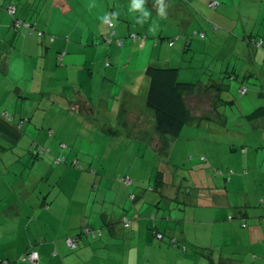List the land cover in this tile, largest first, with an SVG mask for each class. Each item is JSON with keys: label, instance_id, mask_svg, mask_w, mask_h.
I'll return each instance as SVG.
<instances>
[{"label": "crops", "instance_id": "1", "mask_svg": "<svg viewBox=\"0 0 264 264\" xmlns=\"http://www.w3.org/2000/svg\"><path fill=\"white\" fill-rule=\"evenodd\" d=\"M208 1L191 0L195 4L190 9L192 17L199 18L200 15L196 17L195 14H199L205 4L208 6ZM30 2L37 5L38 1L0 0L4 7L15 5L19 19L34 23L45 33L41 40L30 33L27 26L15 23L14 26L13 17L0 7V69L10 74L12 69L30 67V79L17 82L2 73L0 99L6 95L8 99L16 95L45 94L59 109L63 107L81 118L86 132H100L102 138L98 147L107 152L99 160L89 150L99 138L97 135L88 141L89 148L82 156V163L80 158L71 156L73 152L56 157L58 151H64V143L59 145L64 149L52 146V142L49 146L38 145L44 149L43 153L49 151V155L39 161L43 163V170L31 183V176L27 178L24 169L14 166L22 164L21 160L28 161L24 156L28 147L21 143L19 130L15 133L11 126L5 125L8 121L0 117L1 163L3 155L13 154V158L0 167V264L4 261H12L11 264H171L176 261L178 264H264V223L253 216L259 215V211L248 209L252 203L264 205V162H258V166L254 156V165L250 166L252 163L247 157L241 160L240 167L234 168L233 162L211 159L213 155L208 160L209 166L190 162L187 168L195 185L187 187L184 173L177 174L176 168L169 167L170 164L176 167L171 157L176 143L169 155L171 138L156 131L153 111L145 105L149 87L145 68L150 64L160 66L152 60L160 59L153 58V52L159 54L163 50L162 33L175 29L170 23L163 24L156 32L161 34H154L153 30L161 6L166 13L169 11L164 7L169 0H162V4L160 0H144L143 11L135 8L134 0H50L43 3L40 0L36 7L27 11L26 5ZM19 5L24 6L19 9ZM89 11L92 13L90 20L82 25L80 20ZM109 13L112 26L107 22ZM181 24L185 26L187 22ZM131 34L141 36L133 38ZM166 37L167 41L173 39L172 44L168 41L170 46L179 38L176 33ZM255 41L258 47L264 43V39ZM162 61L166 63L163 66L176 62L172 54ZM171 65L178 68L179 80L181 66ZM212 82L210 85L219 88L218 92L211 90L209 108H199L198 100L202 95H196L195 91L187 95L188 101L196 99L190 110L192 119L194 115L198 117L197 125L205 116L200 110L207 109L211 117L220 115L224 124L230 117L229 113L218 112L219 108L225 112L228 104H234L230 99L220 98L223 91L218 84L225 86V82ZM246 91L245 87L242 93ZM140 92L141 99L137 98ZM201 94L206 95L205 92ZM241 115L246 120L243 132L248 124L254 131H264V107L251 108ZM11 118L13 120V116ZM19 122L24 131V118ZM54 128V131L52 127L49 130L55 133L60 126ZM28 129L26 126L25 132ZM107 132H117L121 136L113 143ZM165 141L168 143L163 149ZM122 143H127L132 150L135 148L134 152L116 155ZM15 148L23 150L13 152ZM211 149L215 152L216 145ZM243 152L249 153V150ZM148 158L156 165L155 173L141 166ZM35 163L25 162L23 167L30 170ZM107 164H113L114 168H107ZM216 164L221 167L219 173L224 182L217 178L219 173H215L214 178L207 177L210 173L206 169ZM6 165H13L14 169ZM124 176L129 178L128 182L120 180ZM203 178L198 183L197 179ZM249 183H261L252 201L249 194L243 192ZM191 198L197 202L189 214L187 207ZM161 200L169 204L174 201L170 206L173 211L166 213L164 205L161 209ZM152 206L158 210L153 212ZM196 210L205 212L206 218L197 219ZM148 218L156 221L151 223ZM200 219L206 220L196 223L201 222ZM125 220L130 224L124 225ZM85 228L95 231L88 233ZM155 232L175 238V244L167 240L162 243ZM71 236L77 237L74 249L66 244ZM154 238L159 241L156 247ZM189 244L194 251L186 252ZM28 248L38 252L34 263L19 259Z\"/></svg>", "mask_w": 264, "mask_h": 264}, {"label": "rangeland", "instance_id": "2", "mask_svg": "<svg viewBox=\"0 0 264 264\" xmlns=\"http://www.w3.org/2000/svg\"><path fill=\"white\" fill-rule=\"evenodd\" d=\"M37 1L38 5L40 0ZM49 1L50 0H41L42 3ZM199 1L201 3L203 2V0ZM218 1L220 2L218 8H210L205 4L203 10L199 9V14H195L196 17H199L198 15H200V17L195 19V17H192L193 13L190 12V9L195 6L191 0H169V2L164 4V7L169 9L167 13L164 11L167 15L164 14L163 18L159 14L156 15L157 20L154 24L155 27H153L154 34H161L156 32L163 27V24L172 23L175 27L172 31L162 33L163 37L161 38L160 44H163V50H161V52L159 51V54L156 51L153 52V58L160 59L157 61L156 59L152 60L155 64L163 66L166 63L163 62L162 59L172 54L176 62H172L171 64L180 65L182 68V74L179 80L202 83L201 86L198 83L199 87L195 90L196 95H202L198 100V103H200L199 108H209V95L211 90L213 92H218V86L210 85V83H213V80L218 83L225 82L223 84L225 86H222V84L221 86L219 85L222 87L221 90L223 91L220 98L234 101V104L232 103L226 106L227 109L225 112L220 108L218 109V112L221 114H230V117H227L228 122L226 124L222 123L220 115L215 118L210 116L207 109L200 110V113H203L205 116L203 117V121H200L199 125H197L199 123L198 117L193 114L195 116L193 121L185 124L182 132L177 137L171 138L168 152L170 155V151L173 149L174 143H176L175 149L173 150L174 152L171 156L175 161L176 167L173 164H170L169 167L176 168L175 172L177 171V174L182 175L184 173V176H186L188 180L185 185L190 188H194L195 185L191 182L194 179L193 176L189 174L187 168L190 162H199L198 164L201 166H209L207 163L212 155L213 158L211 159L225 161L226 163L233 162L234 168L240 167L241 160L247 157L250 158L252 163L250 166L254 165V156L257 157L256 162L258 166H260L258 162H264V131H254L248 127L250 126L248 124L243 132V121L246 120L245 117L241 115L244 112H250L251 108L258 106L264 107V43H261L258 47L253 42V39H264V0ZM37 5L31 2L28 3L26 5L27 11ZM23 6L24 5H19V9H22ZM152 12L154 13L153 10ZM153 13H150V15ZM69 15H72V13ZM90 15H92L91 11L80 20V23L86 25L90 20ZM182 21H185V23L187 22V25L182 26ZM157 25L159 26L156 27ZM150 32H152V27ZM201 32L204 33L203 37H200ZM175 33L178 34L179 38L170 46L166 40V36ZM104 46L107 48V44ZM133 64L134 61L131 62V67ZM171 64L170 66H173ZM3 71L4 70L0 69V77H2ZM29 72L30 67L27 66V69L20 68L17 71L12 69L10 70V74H3L4 77L13 78L14 81L17 82L22 79H30ZM244 73H247L248 76H245ZM229 74L232 75L231 78L228 77ZM11 79L10 81L12 82ZM243 86L247 88L246 93L240 91V88ZM201 92H205L206 95L201 94ZM260 93H262V95ZM141 96L142 93L140 92L137 98L141 99ZM7 97L6 95L4 98L0 99V112L5 111L8 115L13 116V120L12 118L10 119L12 120L11 123L19 121L20 118H24V131L20 129L19 136L21 143L26 144L28 147L24 152V156L28 161L21 160L22 164L17 163L14 166L24 169L25 173H28L27 178L31 176V183H34L35 179L39 177L43 170V163L39 161L49 155V151L44 153L40 152L38 155H35L33 153L35 143L37 145L49 146L52 142L51 145L57 146L58 149L65 148L64 151H58L56 157H65L67 152H73L71 156L78 157V159L80 158L82 163V156L85 155L87 152L86 150L89 148L87 147L88 141L90 142V140H93V136L97 135L99 138L97 141L93 142L89 150L95 153L93 155L98 156L99 160L104 158L105 152H107L106 149L103 150V148L98 147V141L102 138L100 132H86L84 128L85 123L81 121V118H78L76 114H73L69 110H65L63 107L59 109L51 99L46 98L45 94L35 96L31 93L29 95H16L14 98L7 99ZM194 99L195 98H191V100L188 101L190 108H192L196 102ZM219 118L221 121H215ZM97 120L98 117H96L95 121ZM231 121H233V123H231ZM26 126L29 128L28 130L30 132H25ZM55 126H60V128L59 130L56 129L55 133H52L55 130ZM50 127H52V132L49 130ZM22 135L24 136L22 137ZM107 135H110L109 139L111 138L113 143L116 142L118 136H121L120 133L117 132H113L112 134L107 132ZM32 140H34V143ZM105 140L108 141V138H105ZM112 142L111 145H113ZM223 142L227 143L222 145L221 143ZM60 143H64L65 147L60 148ZM127 143L126 145L122 143L121 147L116 149V155L120 152H123V155L126 154V152H134L135 148L132 150L127 146ZM213 145L217 147L215 152L211 149ZM139 147L140 145L138 148ZM244 149H248L249 153H244ZM21 150L23 149L15 148L13 152ZM101 150L103 151L101 152ZM97 152L101 153L97 154ZM189 155H191V158ZM2 157L3 163H1L0 160L1 168L8 162V159L13 158V154H5ZM34 161H36L35 166H30V170H26L25 165L23 167L25 162L31 164ZM9 166L13 165H6V167ZM141 166L144 169L148 168L150 172H156V165L152 163L149 158L147 161H143ZM210 166L211 167L206 169V171L210 173V175L207 176L209 179L214 178V174L219 173L221 169L218 164ZM106 167L113 169L114 165L107 164ZM12 170L10 171L12 172ZM216 175L221 181L224 180L221 172ZM152 176L153 179L156 177L154 174ZM203 180L204 178L197 179L198 183ZM260 185L261 183H249V185L244 188L243 192L244 194L248 193L252 201L255 199L254 192L260 190ZM234 197L237 198L236 195ZM184 200L185 198L183 197L182 201L184 202ZM191 200L192 201L188 203L187 207V213L189 214L194 211L193 207L197 202L195 198H191ZM172 204H174V201L169 204V201L161 200L160 208L163 209L161 205H164L167 208L165 211L167 213L173 211L170 207ZM248 209L251 211H259V215L253 216H258L257 219L260 223H264V205L252 203L251 207ZM152 210L156 212L158 209L152 206ZM152 213H149V215ZM204 213L205 212L196 210V218H206ZM251 217L252 216L249 215V219H251ZM149 220L151 223L153 220L156 221L155 218H148V221ZM200 220L201 222L197 221L196 223H202L206 219ZM143 223H145L144 218ZM189 223H193V221ZM162 234V243L166 242V240L169 241L168 235L163 232ZM154 240L156 242V247L159 241L157 238H154ZM163 247L165 246L163 245ZM194 249L195 248L189 244L187 245L186 252L194 251ZM171 264H178V261L172 262Z\"/></svg>", "mask_w": 264, "mask_h": 264}, {"label": "trees", "instance_id": "3", "mask_svg": "<svg viewBox=\"0 0 264 264\" xmlns=\"http://www.w3.org/2000/svg\"><path fill=\"white\" fill-rule=\"evenodd\" d=\"M211 2H217V4L211 5ZM207 5L210 8H218L220 2L218 0H209L207 2ZM8 6L11 5L9 4L4 7V5L0 3V7L5 8L9 12L7 8ZM12 6H14V12H9V14L13 17V25L14 23L16 24V21L20 20L19 24L16 25L27 26L29 28L30 33H35L39 39L43 40L45 34L44 31L37 29L35 24L30 21L19 19L16 16V6L13 4ZM134 35H136V37L141 36L138 34ZM203 36L204 33L201 32L200 37ZM48 37H50V35H48ZM120 41L122 42L121 39ZM168 41H173V39H169ZM253 42L257 43V41L255 40H253ZM145 74L149 78V87L145 98V105L153 111L155 119V129L160 135H164L168 138H175L180 134L181 129L185 124H188L193 121L191 116V110L188 105L187 95L189 93L194 92L199 87V82L179 81L178 68L173 66H155L150 64L145 68ZM201 85L202 84H200V86ZM218 85L221 86V84ZM0 115L1 117H4L2 115V112H0ZM6 121H8L9 123L5 122V125L11 126L12 129L15 130V133L17 132V130L21 129L19 121L13 122L12 124V120L6 119ZM12 125H14V127ZM165 142V144H163V149L166 147L168 141ZM43 151L44 149L38 147V145H35V147L33 148V153L35 155H38L40 152ZM156 233L157 232H155V234ZM32 250L34 249L28 248L19 257V259L22 261H29L31 263H34L38 258L34 261H31L27 257H22L27 256L28 253ZM11 262L12 261H4L3 264H11Z\"/></svg>", "mask_w": 264, "mask_h": 264}, {"label": "built area", "instance_id": "4", "mask_svg": "<svg viewBox=\"0 0 264 264\" xmlns=\"http://www.w3.org/2000/svg\"><path fill=\"white\" fill-rule=\"evenodd\" d=\"M210 4H211V5H215V4H217V2H211ZM7 8H8V10H9V12H11V13L14 12V6L11 5V6H8ZM111 17H112V14L109 13V15H108V17H107V22H108V24H109L110 26L113 25V22H112V20H111ZM19 22H20V20L16 21V24H19ZM131 36H132L133 38L136 37V35H134V34H131ZM117 41H118L119 43L121 42L120 39H118ZM172 42H173V41H170V44H172ZM244 90H245V88L242 87V88H241V91H244ZM2 115H3L6 119H9V120L11 119V116L8 115L5 111L2 112ZM120 180H121L122 182H128V181H129V178L126 177V176H124V177H121ZM241 223H242V225H244V222H241ZM123 224L127 226V225L130 224V222H129L128 220H125V221L123 222ZM84 231L89 233V232H91V231H95V230L85 228ZM156 236H157L158 239H163V234L160 233V232H157V233H156ZM169 241L172 242L173 244H175V242H176V241H175V238H171ZM66 244H67V246H68L69 248H71V249L76 248V246H77V237H73V236L68 237V238L66 239ZM22 257H23V258H24V257H27L29 260L34 261V260H36V259L38 258V252H37L36 250H32V251H30V252L28 253L27 256H22ZM22 257H21V258H22Z\"/></svg>", "mask_w": 264, "mask_h": 264}, {"label": "clouds", "instance_id": "5", "mask_svg": "<svg viewBox=\"0 0 264 264\" xmlns=\"http://www.w3.org/2000/svg\"><path fill=\"white\" fill-rule=\"evenodd\" d=\"M161 4H162V0H160ZM143 4H144V0H134V6L136 9H139L141 11H143ZM146 16L148 15V13H144ZM159 15L163 18L164 17V8L163 6H161V8L159 9Z\"/></svg>", "mask_w": 264, "mask_h": 264}]
</instances>
